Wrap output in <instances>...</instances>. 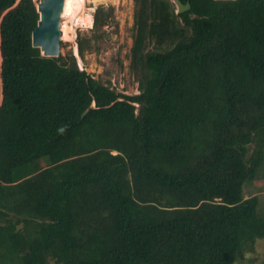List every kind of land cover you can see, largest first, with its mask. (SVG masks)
<instances>
[{"label": "trees", "instance_id": "obj_1", "mask_svg": "<svg viewBox=\"0 0 264 264\" xmlns=\"http://www.w3.org/2000/svg\"><path fill=\"white\" fill-rule=\"evenodd\" d=\"M16 1L0 0V264H244L264 239L244 191L264 167V0H134L133 94L44 55L36 2ZM112 14L95 11L98 39Z\"/></svg>", "mask_w": 264, "mask_h": 264}, {"label": "rangeland", "instance_id": "obj_2", "mask_svg": "<svg viewBox=\"0 0 264 264\" xmlns=\"http://www.w3.org/2000/svg\"><path fill=\"white\" fill-rule=\"evenodd\" d=\"M38 3L40 0H35ZM85 0V10L91 11L94 15L99 6H105L107 10L113 9V17L109 25H105L103 38L95 36L96 31L93 25L85 26L71 21L66 22L62 18V29L65 31L61 37L63 45L61 53L75 55L80 68L86 69L88 73L100 78L103 82H111V85L120 91L129 94L139 92V82L131 70V48L133 45L134 22H135V1L134 0ZM173 1V0H172ZM175 4V3H174ZM176 7V4L174 5ZM177 9V7H176ZM66 23V24H65ZM88 37L91 39V47L82 56L79 51V39ZM256 184L254 190L253 184ZM246 196L257 193L262 198L264 206V167L259 171L258 176L249 180L244 185ZM256 264L264 262V239H258L256 251L247 253L244 264Z\"/></svg>", "mask_w": 264, "mask_h": 264}, {"label": "water", "instance_id": "obj_3", "mask_svg": "<svg viewBox=\"0 0 264 264\" xmlns=\"http://www.w3.org/2000/svg\"><path fill=\"white\" fill-rule=\"evenodd\" d=\"M64 0H40L37 8L40 14L38 23L32 31V42L40 47L46 56L61 55V21ZM177 11L182 13L190 9L191 3L182 0H173Z\"/></svg>", "mask_w": 264, "mask_h": 264}, {"label": "bare ground", "instance_id": "obj_4", "mask_svg": "<svg viewBox=\"0 0 264 264\" xmlns=\"http://www.w3.org/2000/svg\"><path fill=\"white\" fill-rule=\"evenodd\" d=\"M64 1L65 2L61 16L66 20V22L74 21L85 26L93 25V15L91 11L88 12L85 10V5H84L85 0H64ZM61 26H62V21H61ZM63 31L64 30L62 29V35H63ZM0 63H1V59H0Z\"/></svg>", "mask_w": 264, "mask_h": 264}, {"label": "clouds", "instance_id": "obj_5", "mask_svg": "<svg viewBox=\"0 0 264 264\" xmlns=\"http://www.w3.org/2000/svg\"><path fill=\"white\" fill-rule=\"evenodd\" d=\"M34 1H35V0H34ZM18 2H19V0L16 1V3L14 4V6H16V5L18 4ZM35 2H36V1H35ZM37 4H38V3H36V6H37ZM14 6H13V7H14ZM13 7H12V8H13ZM10 9H11V8H9L8 10H6V11L2 14V17L0 18V22H1L2 18H3V15L6 14L7 11H9ZM37 9H38V8H37ZM38 12H39V11H38ZM94 21H95V19H94ZM93 26H94V25H93ZM35 27H36V26H35ZM32 43H33V42H32ZM1 62H2V58H1ZM0 64H1V63H0Z\"/></svg>", "mask_w": 264, "mask_h": 264}]
</instances>
